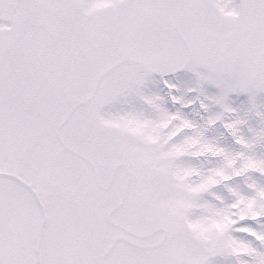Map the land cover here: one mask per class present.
I'll list each match as a JSON object with an SVG mask.
<instances>
[{
  "label": "snow or ice",
  "instance_id": "6c2138e0",
  "mask_svg": "<svg viewBox=\"0 0 264 264\" xmlns=\"http://www.w3.org/2000/svg\"><path fill=\"white\" fill-rule=\"evenodd\" d=\"M0 264H264V0H0Z\"/></svg>",
  "mask_w": 264,
  "mask_h": 264
}]
</instances>
